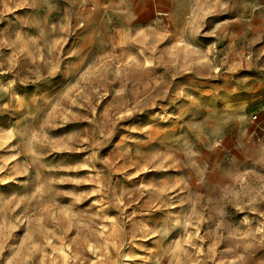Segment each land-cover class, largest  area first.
I'll return each instance as SVG.
<instances>
[{
    "label": "clouds",
    "instance_id": "1",
    "mask_svg": "<svg viewBox=\"0 0 264 264\" xmlns=\"http://www.w3.org/2000/svg\"><path fill=\"white\" fill-rule=\"evenodd\" d=\"M169 3L177 11L175 26L169 30L156 20L140 29L151 38L122 54L112 71L131 74L134 84L148 80L153 91L159 88L157 98L171 92L187 111L163 149L126 176L137 161L121 169L93 166L95 175L80 178L60 173L87 164L49 159L57 151L44 135L51 125L31 116L43 96L29 98L21 90L63 75L53 46L58 27L38 19L35 32L0 36V117L23 121L0 127V153H7L0 154V173L8 171L0 183L17 185L0 193V264H264V119L230 99L246 88V72H264L249 47L237 49L235 31L250 30L249 9L264 27V3ZM51 4L33 0L37 15H48ZM193 6L207 12L195 25ZM158 31L164 33L159 39ZM154 170L175 175L125 186L124 180ZM89 183L95 187L79 188Z\"/></svg>",
    "mask_w": 264,
    "mask_h": 264
},
{
    "label": "rangeland",
    "instance_id": "2",
    "mask_svg": "<svg viewBox=\"0 0 264 264\" xmlns=\"http://www.w3.org/2000/svg\"><path fill=\"white\" fill-rule=\"evenodd\" d=\"M47 11L48 15L43 11L37 15L38 6L33 5V0H0V36L3 38L21 28L35 32L33 26L38 19L59 29L54 33L53 46L59 50L63 75L48 77L39 86L28 84L21 90L29 98L43 96L32 104L31 116L38 119L41 126L45 121L51 125L44 135L45 139L52 138L57 151L49 159L59 165H88L76 172L60 173L72 177L95 175L91 171L93 166L121 169L137 161V167H128L124 175L135 173L155 150L163 149L165 142L171 139L173 126L187 110L172 99L171 92L166 99L157 98L159 88L153 91L148 80L134 84L131 74H114L112 69L123 63L119 59L122 54L127 55L130 49L140 47L151 38L140 29L151 27L159 20L163 27L171 30L177 18L175 7L169 0H76L75 3L52 0ZM201 14L207 15L202 7L191 8L194 25ZM245 15L252 23L250 30L235 28L239 37L237 49L249 47L255 64L264 69V27L250 9ZM163 35L158 31L157 39ZM133 40L137 42L132 43ZM245 74L251 79L241 94L231 96V103H247L251 112L264 119V72L252 69ZM211 91L215 93L216 89ZM22 123L18 118L0 117L3 128L19 127ZM172 175L175 174L163 170L141 172L132 181L124 180V184L134 188L140 182ZM7 176V170L0 173V178ZM93 187L91 183L79 186L81 190ZM16 188L11 180L0 183V193L5 195Z\"/></svg>",
    "mask_w": 264,
    "mask_h": 264
}]
</instances>
